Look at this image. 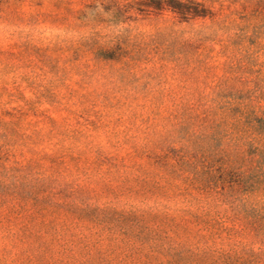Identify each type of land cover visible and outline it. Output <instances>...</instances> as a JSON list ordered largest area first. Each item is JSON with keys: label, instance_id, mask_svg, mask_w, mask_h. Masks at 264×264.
<instances>
[{"label": "rangeland", "instance_id": "1", "mask_svg": "<svg viewBox=\"0 0 264 264\" xmlns=\"http://www.w3.org/2000/svg\"><path fill=\"white\" fill-rule=\"evenodd\" d=\"M236 92L264 128V0H0V264H264Z\"/></svg>", "mask_w": 264, "mask_h": 264}, {"label": "trees", "instance_id": "2", "mask_svg": "<svg viewBox=\"0 0 264 264\" xmlns=\"http://www.w3.org/2000/svg\"><path fill=\"white\" fill-rule=\"evenodd\" d=\"M255 94H256L255 92L254 93L247 92L246 94L242 92H236L231 95L205 100V102H207V104L211 106L212 105L219 106V108H221V111L226 114L240 115L248 119L249 123L251 124V129L253 130V133L260 137L262 135V140L261 138H259L260 146L259 148L256 149L257 152L261 153V147L262 148L264 147V128H262L260 122H258L260 120L259 118L250 117L251 115L250 111L253 110V101L257 95ZM257 97L260 100L264 101V96L263 97L257 96ZM262 113L264 114V111H262ZM257 122L259 123L258 125H256ZM263 185H264V178L254 183V185L245 189V194H247V196H252L258 193L259 191H261V187ZM234 210L237 212L236 214L249 218L253 220V223L255 224L259 223L261 225V212L255 209L253 206H251L249 201L245 200L239 202Z\"/></svg>", "mask_w": 264, "mask_h": 264}]
</instances>
